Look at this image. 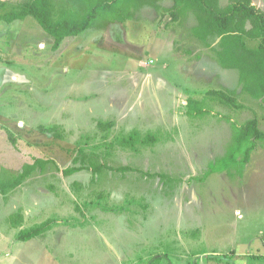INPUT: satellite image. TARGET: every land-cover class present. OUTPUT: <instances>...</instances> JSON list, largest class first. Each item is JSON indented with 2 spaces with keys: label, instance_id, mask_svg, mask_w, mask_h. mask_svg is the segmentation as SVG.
I'll list each match as a JSON object with an SVG mask.
<instances>
[{
  "label": "rangeland",
  "instance_id": "obj_1",
  "mask_svg": "<svg viewBox=\"0 0 264 264\" xmlns=\"http://www.w3.org/2000/svg\"><path fill=\"white\" fill-rule=\"evenodd\" d=\"M1 1L4 14L25 0ZM51 1L87 10L86 0ZM171 5L57 50L33 17L0 21V185L41 159L0 190V264H264V143L243 175L200 180L226 154L232 122L256 117L264 129V100L192 35L193 15L165 27ZM212 89L237 105L210 99ZM190 97L208 98L213 113L190 118ZM41 224L42 236L20 240Z\"/></svg>",
  "mask_w": 264,
  "mask_h": 264
},
{
  "label": "trees",
  "instance_id": "obj_2",
  "mask_svg": "<svg viewBox=\"0 0 264 264\" xmlns=\"http://www.w3.org/2000/svg\"><path fill=\"white\" fill-rule=\"evenodd\" d=\"M161 1L163 0H86L87 10L79 13L67 8L57 10L51 0H25L0 14V21L11 23L33 17L54 38L52 48L57 50L67 37L103 29L115 22L126 23L134 18L136 11L145 6L158 8ZM170 1L172 5L166 9L170 21L165 27L182 23L190 14L193 15L196 23L191 27L192 35L205 47L213 48L222 68L239 72L244 92L253 98L264 100V10L253 0H229L225 6L221 5L220 0ZM0 4H4L3 1L0 0ZM211 39L217 40L216 46ZM207 96L224 104L237 105L236 100L222 90H209ZM207 99L188 98L187 115L190 118H203L213 113ZM232 125L233 140L226 154L211 162L203 177H199L200 180H205L212 173L226 170L235 175H243L252 153L264 143V129L260 127L256 117L242 123L232 122ZM109 127L111 122L105 124V128ZM12 141L16 144L15 138ZM40 161L38 159L25 165L18 176L3 181L0 190L7 194L19 186L35 171ZM80 170L75 167L67 168L65 174L71 175ZM9 220L12 227H19L23 216L18 212L11 215ZM47 229L45 224L37 225L21 232L19 238L27 241L35 236H42Z\"/></svg>",
  "mask_w": 264,
  "mask_h": 264
},
{
  "label": "crops",
  "instance_id": "obj_3",
  "mask_svg": "<svg viewBox=\"0 0 264 264\" xmlns=\"http://www.w3.org/2000/svg\"><path fill=\"white\" fill-rule=\"evenodd\" d=\"M253 2L255 4H257L260 8H262L264 10V0H253ZM168 30V28L166 29ZM162 33V32H161ZM165 35V34H164ZM162 42V41H161ZM163 42H166V38H164ZM162 44H165V43H162ZM167 47H168V43L165 44ZM171 48V47H170Z\"/></svg>",
  "mask_w": 264,
  "mask_h": 264
}]
</instances>
